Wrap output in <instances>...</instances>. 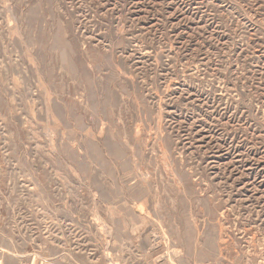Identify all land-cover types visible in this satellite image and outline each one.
Segmentation results:
<instances>
[{
    "label": "rangeland",
    "instance_id": "374dc122",
    "mask_svg": "<svg viewBox=\"0 0 264 264\" xmlns=\"http://www.w3.org/2000/svg\"><path fill=\"white\" fill-rule=\"evenodd\" d=\"M0 264H264V0H0Z\"/></svg>",
    "mask_w": 264,
    "mask_h": 264
}]
</instances>
